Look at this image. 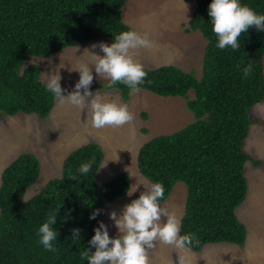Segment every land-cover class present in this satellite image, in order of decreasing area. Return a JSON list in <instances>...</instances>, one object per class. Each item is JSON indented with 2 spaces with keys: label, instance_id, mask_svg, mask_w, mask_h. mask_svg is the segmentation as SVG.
Masks as SVG:
<instances>
[{
  "label": "trees",
  "instance_id": "trees-1",
  "mask_svg": "<svg viewBox=\"0 0 264 264\" xmlns=\"http://www.w3.org/2000/svg\"><path fill=\"white\" fill-rule=\"evenodd\" d=\"M126 0H0V117L18 114L46 118L55 97L46 91L36 65L23 66L27 57L57 54L66 48L99 39L113 42L129 27L122 22ZM211 0H194V10L184 34L198 32L204 40L201 74L198 79L173 66L147 73L139 85L158 97H180L193 122L170 135H160L143 144L136 154V170L149 184L164 186L162 203L176 183L185 186L181 235L192 234L199 241L188 251L203 246H242L245 227L237 221L235 209L243 202L247 181L243 166L260 167L243 149L249 127L260 122L251 109L264 102V32L249 28L240 38L241 47L221 50L208 16ZM264 15V0H240ZM182 27H184L182 25ZM252 64L245 78L243 69ZM121 101L130 90L117 83ZM192 93V97L186 95ZM146 120V116L141 114ZM94 161L87 175H80L82 163ZM103 160L100 147L88 143L70 152L62 161L60 176L47 181L31 198L25 193L39 176L37 159L19 154L0 173V264H88L80 259L98 227L89 219L126 196L129 177L120 173L103 184L95 181ZM76 175L77 180H70ZM58 209L52 226L57 232L56 252L38 244L37 230L49 213ZM80 229L79 239L72 235ZM114 238L115 235L109 234Z\"/></svg>",
  "mask_w": 264,
  "mask_h": 264
},
{
  "label": "rangeland",
  "instance_id": "rangeland-1",
  "mask_svg": "<svg viewBox=\"0 0 264 264\" xmlns=\"http://www.w3.org/2000/svg\"><path fill=\"white\" fill-rule=\"evenodd\" d=\"M194 7V0H126L121 9L122 22L130 30L148 34L154 43L153 48L140 49L136 53L135 58L144 69L173 66L198 79L204 40L198 32L183 33ZM100 42L111 44L106 39H99L53 55L27 57L23 66L36 65L44 84L46 75L57 73L65 90L62 94L66 96L74 90L79 79V73L74 69L81 62L92 67L87 50L92 44ZM91 50L103 55L99 48ZM92 74L94 79L89 91L94 96L99 94L105 101L126 104L134 114L133 121L118 128L96 129L91 126L87 108L60 105L56 98L44 119L23 114L0 117V173L19 154L33 155L38 161L39 176L25 193L24 200H28L47 181L60 176L62 161L70 152L88 143H96L103 154L96 183L103 184L125 173L130 180L128 192L136 186L131 196L126 194L106 205L101 212L99 219L117 233L108 212L115 210L119 215L125 204L144 191L143 185H149L136 170L138 149L154 137L170 135L184 128L193 122V116L184 105L185 99L180 97H158L139 89L137 92L130 91L128 100L123 102L116 90L107 89V79L97 76L94 69ZM186 97L191 98L192 93L189 91ZM141 114L146 116V120ZM250 116L260 123L249 127L243 149L261 166L255 168L250 163L243 166L247 192L234 211L235 218L245 227L243 245H205L199 252H190L157 242L156 247L149 250V264H178L181 257L184 264H264V102L255 105ZM185 195V186L176 183L167 199L160 204L180 219Z\"/></svg>",
  "mask_w": 264,
  "mask_h": 264
},
{
  "label": "clouds",
  "instance_id": "clouds-1",
  "mask_svg": "<svg viewBox=\"0 0 264 264\" xmlns=\"http://www.w3.org/2000/svg\"><path fill=\"white\" fill-rule=\"evenodd\" d=\"M185 7L187 8L186 5ZM207 12L217 39L216 47L221 50H239L240 38L249 28L264 32V15L257 14L249 6L241 4L240 0H211ZM153 47L154 43L148 34H140L134 30L122 31L110 45L100 42L90 46L87 52L92 67L81 62L74 69L79 73V79L72 92L66 96L62 94L65 90L60 85L61 77L57 73L46 75V91L52 93L60 105L87 108L93 128L122 127L133 121L134 114L126 104L105 101L99 94L94 96L93 92L89 91L94 79L92 71L94 69L97 76L107 79L109 88L122 83L137 92L138 86L145 82L147 73L135 58L136 53L140 49ZM96 48H99L103 55L91 50ZM252 71L253 67L249 62L243 69L244 77L247 78ZM93 162L90 160L82 163L78 173L87 175ZM69 179L75 181L77 176L70 175ZM143 186L144 191L140 192L138 198L125 204L119 215L115 210L108 212L109 219L117 229L114 238L109 236L108 227L98 221L99 226L93 229L94 235L88 241L94 251L89 248L82 250L81 260H87L88 264H149V250L154 249L157 242L181 251H187L194 243H199L192 234L181 235L180 219L167 207L161 206L164 186L159 182ZM135 191L136 186L127 194L131 196ZM102 211L103 209H95L90 213L89 219H96ZM57 215L58 209L49 213L46 222L37 230L38 244L49 252L57 251L53 242L57 241L58 232L52 227L57 221ZM80 231L73 229V237L79 239ZM178 264H184L183 257L179 259Z\"/></svg>",
  "mask_w": 264,
  "mask_h": 264
},
{
  "label": "crops",
  "instance_id": "crops-1",
  "mask_svg": "<svg viewBox=\"0 0 264 264\" xmlns=\"http://www.w3.org/2000/svg\"><path fill=\"white\" fill-rule=\"evenodd\" d=\"M194 10V9H193ZM193 12V11H192ZM192 14V13H191ZM188 34V33H187ZM177 68V67H176ZM39 78H40V75H39ZM96 144V143H95ZM5 168V167H4ZM246 196V195H245ZM116 202V201H115ZM114 203V202H113ZM111 204V203H110ZM119 204V203H118ZM104 208V207H103ZM181 212V211H180ZM101 215V214H100ZM100 215H99V218H100ZM98 218V221H101L100 219ZM238 221V220H237ZM239 222V221H238ZM240 223V222H239ZM99 226V225H98ZM108 233L111 234V235H117V233H115L114 231H111L109 228H108ZM212 245H215V244H212Z\"/></svg>",
  "mask_w": 264,
  "mask_h": 264
}]
</instances>
